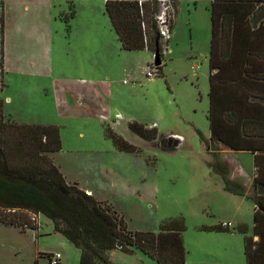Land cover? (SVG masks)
<instances>
[{
	"label": "rangeland",
	"instance_id": "obj_1",
	"mask_svg": "<svg viewBox=\"0 0 264 264\" xmlns=\"http://www.w3.org/2000/svg\"><path fill=\"white\" fill-rule=\"evenodd\" d=\"M210 2L175 0L172 32L166 47H162L161 75L156 76L151 51L128 53L120 49L104 12V0H71L62 6L61 28L78 29L92 21L100 45H109L115 51L111 62L114 73L105 79L106 85L99 86L105 107L100 117H80L72 106L68 116L55 118L52 97L46 95L51 92L49 79H9L7 75L0 98L10 97L6 109L14 119L62 122L65 127L61 131L68 140L76 141V133L85 131V137L98 144L112 170L127 179L146 182L147 196L122 193L114 198L115 211L128 231L157 233L161 222L182 218L184 264H246L244 239L253 236L250 194L254 159L250 153L209 143ZM79 64L76 56L62 58L54 66L53 75L58 72L66 79H78ZM148 71L153 77L146 76ZM67 97L71 105L76 101L71 92ZM133 123L156 128L159 137L143 142L129 130ZM104 128L121 133L136 151L120 152L109 139H100L98 131L102 133ZM170 138L180 140L176 148H166L163 141ZM224 177L240 184L242 194L227 191ZM38 223V230L24 233L0 229V264H49L42 256L55 254L60 256L58 264H78L80 251L54 233L50 221L42 215ZM226 224V232L203 229ZM110 260L112 264H157L136 249L116 250Z\"/></svg>",
	"mask_w": 264,
	"mask_h": 264
},
{
	"label": "trees",
	"instance_id": "obj_2",
	"mask_svg": "<svg viewBox=\"0 0 264 264\" xmlns=\"http://www.w3.org/2000/svg\"><path fill=\"white\" fill-rule=\"evenodd\" d=\"M158 10L157 0L140 5L137 1L104 3L123 51L154 53L157 48L161 58L155 24ZM209 14V143L253 156V236L244 239L243 248L246 264H264V0H211ZM2 30L1 11V46ZM160 66L161 59L160 65L154 66L156 76L161 75ZM129 130L146 142L158 138L155 129L135 123ZM104 134L118 151H136L109 128H104ZM60 149L57 127L17 124L4 115L0 100V225L21 232L35 230V216L42 215L54 233L80 251L78 264H112L111 252L131 249L157 264H184L182 218L161 222L157 233L128 231L110 205L65 180L51 159ZM224 186L237 195L243 192L240 184L227 177ZM203 229L228 231L220 225ZM42 257L48 260L50 256Z\"/></svg>",
	"mask_w": 264,
	"mask_h": 264
},
{
	"label": "crops",
	"instance_id": "obj_3",
	"mask_svg": "<svg viewBox=\"0 0 264 264\" xmlns=\"http://www.w3.org/2000/svg\"><path fill=\"white\" fill-rule=\"evenodd\" d=\"M69 1L71 0H0V14L2 11L3 16L2 46L0 44V62L2 63L0 66V94L4 91L3 82L7 75L9 79L20 77L49 79L51 92L50 95L46 92V95L49 98L52 97L55 118L61 119L68 116L72 106L78 110L80 117L99 118L101 110L105 108L99 86L106 85L105 79H109V75L114 73L111 62L115 51L109 45H100L99 32L94 29L92 21L86 27L78 29L61 28V9L63 4ZM105 1L107 0H104V3ZM174 2L175 0H172V7ZM172 27L173 24L171 32ZM73 56H76L80 63L78 79H66L62 73L58 74V72L54 76L53 69L54 66H58V61L62 58H73ZM54 59L55 65L53 64ZM101 60L102 68L100 67ZM73 82L76 83L72 84ZM67 92H71L76 98L72 105L68 101ZM0 100L3 101L4 115L17 124L58 128L61 149L52 154L51 159L68 183L77 184L86 194L106 202L114 211V198L122 193H130L139 197L143 193L147 196L146 182L142 184L127 179L112 170L108 161H105L106 159L101 156L102 152L99 151L98 144L90 140L89 136L85 137V131L76 133V141L68 140L69 138L67 139L61 131L65 127L64 124L61 125L62 122L35 121L28 123L18 117L14 119V114L6 109L7 105L11 103L10 97L6 96ZM110 129L112 130V128ZM149 129L156 130V128ZM98 132L100 139L101 137L106 138L104 132ZM112 132L116 131L113 129ZM117 135L123 136L121 133ZM176 140L178 143L180 142L179 139L176 138ZM163 143L167 142L163 141ZM130 145L136 150V146ZM39 216H35L37 224L35 230L40 227ZM0 229L18 230L2 225H0ZM253 239L257 240L256 237Z\"/></svg>",
	"mask_w": 264,
	"mask_h": 264
},
{
	"label": "built area",
	"instance_id": "obj_4",
	"mask_svg": "<svg viewBox=\"0 0 264 264\" xmlns=\"http://www.w3.org/2000/svg\"><path fill=\"white\" fill-rule=\"evenodd\" d=\"M139 5L142 3L138 2ZM159 10L157 15L155 16V24L157 27V34L160 37L161 41V51L162 47H166L167 42L169 40V36L171 35V23L173 20V7L172 0H157ZM148 78L153 77V73L148 71L146 73ZM229 227V224H226L224 228ZM48 262L49 264H58L60 262L59 254H55L54 256L49 255Z\"/></svg>",
	"mask_w": 264,
	"mask_h": 264
},
{
	"label": "water",
	"instance_id": "obj_5",
	"mask_svg": "<svg viewBox=\"0 0 264 264\" xmlns=\"http://www.w3.org/2000/svg\"><path fill=\"white\" fill-rule=\"evenodd\" d=\"M153 64L154 66H159L160 65V57H159V52L158 49L156 48L154 53H153ZM167 141V145L166 148L170 149V148H176L178 145V142L175 138H170V139H165ZM173 141V142H172ZM172 142V144H171ZM116 248H120V245L117 244Z\"/></svg>",
	"mask_w": 264,
	"mask_h": 264
},
{
	"label": "flooded vegetation",
	"instance_id": "obj_6",
	"mask_svg": "<svg viewBox=\"0 0 264 264\" xmlns=\"http://www.w3.org/2000/svg\"><path fill=\"white\" fill-rule=\"evenodd\" d=\"M164 141H166L165 139H164ZM167 142V141H166Z\"/></svg>",
	"mask_w": 264,
	"mask_h": 264
}]
</instances>
